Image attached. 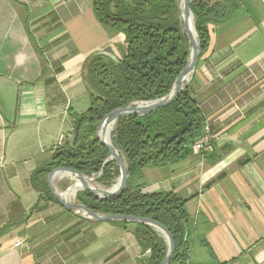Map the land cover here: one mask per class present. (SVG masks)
<instances>
[{
    "label": "crops",
    "instance_id": "0c3cea01",
    "mask_svg": "<svg viewBox=\"0 0 264 264\" xmlns=\"http://www.w3.org/2000/svg\"><path fill=\"white\" fill-rule=\"evenodd\" d=\"M204 1L222 12L189 89L212 150L145 168L137 184L186 200V264H264V0ZM97 52L117 61L127 44L93 0H0V231L13 223L0 264H148L131 227L86 219L32 184L90 106L84 69Z\"/></svg>",
    "mask_w": 264,
    "mask_h": 264
},
{
    "label": "trees",
    "instance_id": "16d2710c",
    "mask_svg": "<svg viewBox=\"0 0 264 264\" xmlns=\"http://www.w3.org/2000/svg\"><path fill=\"white\" fill-rule=\"evenodd\" d=\"M191 8L202 45L201 58L210 46V25L222 10L204 0H192ZM93 9L105 28L122 37L127 53L117 61L103 54H94L86 61L84 71L91 103L85 112L72 113L77 141L71 146L67 139L32 176L34 188L56 202L48 183V175L55 167L72 168L86 175L103 170L101 181L112 185L120 168L116 161L105 164L110 152L96 137L99 123L111 111L133 101L147 102L167 95L190 53L177 0H93ZM205 125L206 118L189 85L171 103L155 111L120 118L112 142L128 165L126 189L110 199H99L84 190L78 194L79 202L98 213L129 214L162 223L171 231L177 246L170 264H186L187 234L192 225L186 200L173 192L144 193L137 178L145 168H163L190 156ZM110 222L131 227L143 250H151L148 264H161L168 244L153 226ZM9 224L1 229L0 236Z\"/></svg>",
    "mask_w": 264,
    "mask_h": 264
},
{
    "label": "water",
    "instance_id": "95a60500",
    "mask_svg": "<svg viewBox=\"0 0 264 264\" xmlns=\"http://www.w3.org/2000/svg\"><path fill=\"white\" fill-rule=\"evenodd\" d=\"M191 2L192 0H180V1L177 0L178 8L181 11L180 16L183 24V30L188 36L189 42L191 44V48L186 66L181 71L180 75L177 77L171 91L164 97H161L156 100H151L147 102L133 101L124 107L117 108L111 111L106 117H104V119L98 125L96 131V137L109 150L110 156L108 160H115L119 164L121 174L118 179V182L114 186L103 190L102 194H100L98 193L97 189L91 184V181L94 178L84 174L81 171L68 167H55L54 169H52V171L49 173L48 176L50 189L54 197L58 200V202H60V204L64 206L66 209L75 212L86 219L95 222H106V221H114V220L123 221V222H140L153 226L158 232H160L164 236L168 244L166 257L161 262V264H170L171 258L173 257L177 247L171 231L165 225H163L160 222H157L152 218H146V217L134 216V215L122 214V213L95 212L94 210L90 209L84 204L80 202H76L75 200H72L66 195L59 192L56 185L54 184V181L57 178L56 177L57 174L70 173L72 175H75L78 178V180L82 181L83 186L80 190L87 189L99 199H110L112 197L121 195L125 191L128 181V175H129L127 162L125 161L121 151L113 144L111 138L107 140L106 138H102L100 136L99 134L100 129L104 123H114V127H115L119 119L122 117L134 115V114L144 115L152 111H155L158 108L171 103L176 98V96L189 85L188 80H185L184 77L187 74H191V77L193 76L198 60L202 54V45L195 25V14L191 8ZM190 19L192 20V25H193L192 28L189 27ZM94 54H104V53L97 52ZM108 56L113 57L111 54H108ZM77 137H78L77 129L74 128L72 129L69 138V143L71 146L75 145L77 141ZM78 191L76 192V194L78 193Z\"/></svg>",
    "mask_w": 264,
    "mask_h": 264
},
{
    "label": "rangeland",
    "instance_id": "374dc122",
    "mask_svg": "<svg viewBox=\"0 0 264 264\" xmlns=\"http://www.w3.org/2000/svg\"><path fill=\"white\" fill-rule=\"evenodd\" d=\"M180 1V0H179ZM195 23H196V21H195ZM190 48H191V44H190ZM191 78L192 77H190V79L188 80V83L190 82V80H191ZM115 127H116V125H115ZM115 127H114V125H113V130H112V132H111V135H110V137H111V140H113V132H114V130H115ZM98 128V127H97ZM55 152V151H54ZM109 156H110V154H109ZM109 156H108V158L106 159V161H105V164L106 163H108V162H111V161H115V160H108L109 159ZM120 168V167H119ZM112 170L113 171H115V169L114 168H112ZM120 174L121 173H119L118 175H116L115 176V178H114V182L112 183V185H110V186H107V185H105L104 184V182H102L101 181V177H102V175H103V170H101V171H99V172H97V173H93L92 175H89V176H91V177H93L94 179L91 181V184L97 189V191H98V193H100V194H102V192H103V190H105V189H107V188H110V187H112V186H114L117 182H118V179H119V177H120ZM73 175H70V176H64V177H57L56 178V180L54 181V184L56 185V187H57V189H58V191L59 192H61L62 194H64V195H70V193H71V189L74 187V185L77 183V180H78V178L75 176H73ZM49 183V182H48ZM84 190H87V189H83V190H80L79 189V191H78V193L76 194V197H75V201L76 202H79V200H78V194H79V192H81V191H84ZM89 191V190H88ZM81 203V202H80ZM160 233V232H159ZM161 234V233H160ZM162 235V234H161ZM163 236V235H162ZM164 237V236H163ZM165 239V238H164ZM166 240V239H165ZM167 242V241H166Z\"/></svg>",
    "mask_w": 264,
    "mask_h": 264
},
{
    "label": "bare ground",
    "instance_id": "6f19581e",
    "mask_svg": "<svg viewBox=\"0 0 264 264\" xmlns=\"http://www.w3.org/2000/svg\"><path fill=\"white\" fill-rule=\"evenodd\" d=\"M189 27H190V28L193 27V25H192V20H191V19L189 20ZM189 77H191V74H187V75L184 77V79H185V80H189V79H190ZM113 125H114V123H104V124L102 125L101 129H100V132H99L100 136H101L102 138H106L107 140H108L109 138H111L110 135H111V132H112V130H113ZM203 136H208V134L204 133ZM63 174L72 175V174H70V173H59V174H57L56 177H60V176L63 175ZM73 176H74V175H73ZM74 177H75V176H74ZM82 186H83V185H82V181H80V183H79L78 186L74 189V191L71 192L69 196L67 195V197H69L70 199L74 200V199H75V196H76V192H77L79 189H81Z\"/></svg>",
    "mask_w": 264,
    "mask_h": 264
},
{
    "label": "built area",
    "instance_id": "2783aa9c",
    "mask_svg": "<svg viewBox=\"0 0 264 264\" xmlns=\"http://www.w3.org/2000/svg\"><path fill=\"white\" fill-rule=\"evenodd\" d=\"M67 137L64 133L60 134L58 140L56 142L55 148L62 147L66 144ZM211 140L209 136H201L196 143L194 144L193 148L196 152H203L205 150H212ZM18 245V243L16 244Z\"/></svg>",
    "mask_w": 264,
    "mask_h": 264
}]
</instances>
